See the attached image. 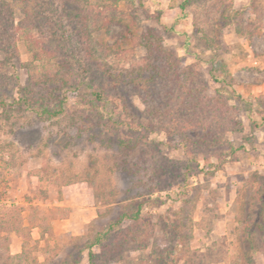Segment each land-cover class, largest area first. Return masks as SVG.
I'll return each instance as SVG.
<instances>
[{
	"label": "rangeland",
	"instance_id": "1",
	"mask_svg": "<svg viewBox=\"0 0 264 264\" xmlns=\"http://www.w3.org/2000/svg\"><path fill=\"white\" fill-rule=\"evenodd\" d=\"M28 5L0 0V264H62L138 203L94 264H264V0ZM199 75L236 130L182 122Z\"/></svg>",
	"mask_w": 264,
	"mask_h": 264
},
{
	"label": "trees",
	"instance_id": "2",
	"mask_svg": "<svg viewBox=\"0 0 264 264\" xmlns=\"http://www.w3.org/2000/svg\"><path fill=\"white\" fill-rule=\"evenodd\" d=\"M16 2L20 3L24 9V18L26 20L31 19L33 21L34 16L36 15V9L33 6H29V2L30 0H15ZM184 3H181L180 7L184 8ZM83 20V22L85 23L87 18H81ZM106 24H103V22L98 25V27L104 26ZM84 34V35H83ZM90 34V33H89ZM87 35V28L84 27V31L82 32V38L83 36L85 37V40L88 41V36ZM155 36V35H154ZM49 46L47 48V46H43V50L45 52H48ZM159 51V50H158ZM91 53V52H89ZM152 53V54H151ZM93 54V53H92ZM92 54H90L92 57H94ZM159 53L157 52V50H155V48H152V51L150 50V57L153 60V65H151V68L148 70L149 71V79L153 80V77H155L157 74H159V72L162 70L165 71V69H162L161 66L163 65H159L158 62L159 60L157 55ZM158 61V62H157ZM170 68V66L168 67V69ZM104 72H107V70H105ZM111 76V78L113 79L114 76L112 74H108V77ZM115 80L116 77H115ZM198 81H199V86L198 87H192V97L189 99L188 102V107L192 108V112L190 114H188L187 117H184V115L181 117L182 118V122H184V124H187L189 126H192L191 128H193V126H196L195 124H201L203 122H205V120H210V121H214V123H219V124H211L209 126L204 127L203 130H207V134H216V131L218 130H236V120L234 119L233 116L229 115L228 113V108H222L220 105L216 104L215 102V97L212 95H208L206 93V83L204 81V79L202 77H198ZM180 86V85H179ZM22 88V87H21ZM186 90V88H185ZM96 96L100 97V95L98 93H95ZM199 103H201L199 105ZM5 105L3 99H0V107H3ZM199 105V111H194L193 109L195 107H197ZM215 108V109H214ZM225 109V110H224ZM43 111L45 112H49L51 114H57L55 111H50L49 109H44ZM226 111V113H225ZM197 114V117L196 115ZM195 115V117H194ZM231 116V117H230ZM216 118V120H215ZM222 118V123H220L219 120H221ZM201 120V121H200ZM195 122V123H194ZM201 122V123H200ZM126 209H122L119 213V215L114 218L113 220L109 221L108 223V227L105 230L102 231H98L93 237L86 239L85 241L81 242V243H77L73 246L72 251H70L63 259L62 264H78L80 261V257L82 256L83 252L85 250H87V254H88V260H89V264H94V257L95 254L92 250V247L96 244H98L100 242V239L102 238V236L108 234L109 230L111 228H113L115 225H119L121 224L123 221L127 220V221H131V222H136L139 219L140 216V207H141V203H138L137 207H135V209H133L132 207H127L125 206ZM249 243H251V240H247ZM251 245V244H250ZM175 260L173 261H165L163 264H173Z\"/></svg>",
	"mask_w": 264,
	"mask_h": 264
}]
</instances>
